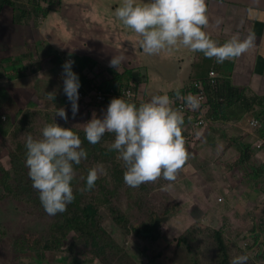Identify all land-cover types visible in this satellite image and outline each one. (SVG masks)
<instances>
[{
	"label": "rangeland",
	"instance_id": "1",
	"mask_svg": "<svg viewBox=\"0 0 264 264\" xmlns=\"http://www.w3.org/2000/svg\"><path fill=\"white\" fill-rule=\"evenodd\" d=\"M14 1L16 6L13 7H17L24 14L27 10L33 15L34 11L37 10L33 4L30 5L28 0H20L23 4L18 3V0ZM53 2L54 6L50 7L51 10L60 6L59 0H52ZM116 2L117 0H100L92 18L100 21L101 25L95 24L90 19L78 18L74 20L75 22L71 27L58 14L61 13L60 11L54 12L50 16L49 22L52 23L54 30H56L55 28L59 30V43H67L69 37L74 34L82 36L84 44L82 54L85 57H91L89 54L91 53L92 43H88L90 38H93L96 45L99 43L98 41H101V38L109 40V42L111 40L114 43V36H107L106 31H109L108 28L112 31L116 30L118 25L122 27L123 23L116 15L115 17L119 21L118 24L112 18L106 16L113 13L112 7ZM118 2L121 4L122 0ZM207 2L208 0H206ZM7 6L10 5L5 7ZM42 15L45 14L41 12L39 15L37 13L34 15L38 23L41 22L39 18ZM22 19H19L18 15H16V18H12L7 12L1 19L3 24L0 22V43L2 44L4 41L6 46L9 45V55L11 52L12 56H20V59L23 60V62H18L10 67L11 73L18 79L24 78L20 68L24 67L23 63L26 61V48L35 46V41L28 42L29 35L26 32L25 24L20 21ZM62 21L66 23V26ZM107 21L108 23H106ZM70 28H73L72 32H70ZM133 39L135 44L132 43L127 52L125 51L127 53L125 54L127 57L123 58L125 64H120V66H122L121 70L132 69L135 70V73L140 74L138 76H140L141 84L139 86L135 84L136 88L133 87V89L135 90L134 93L137 94H135V101L144 103L153 96L148 87L152 77L158 74V70L162 65L160 66V61L154 58L153 55L144 53L140 46V38L135 37ZM76 41L79 43V39ZM42 43L39 42L38 45ZM126 44L128 45V43ZM77 48L82 49L81 44ZM63 51H71L68 43L63 47ZM66 52L64 53L68 54ZM69 58L72 57H68L67 61L70 60ZM91 58L97 60L98 57ZM155 60L156 63H154ZM74 63L73 59L72 69L75 71L73 68ZM107 64L98 65L94 72L89 70L85 72V68H81L79 72L75 71L80 84L85 87L86 82L89 81L87 77L93 80L95 74H102L104 78H111L106 71L110 69ZM162 67L166 68L164 65ZM60 68L61 75L59 76L61 80L63 67L60 66ZM213 71L219 79L222 78L219 77L221 74L218 68ZM203 72L212 76V70L209 66H205ZM25 73L27 74V72ZM31 75L32 77L28 81L30 87L39 89L43 94L46 93L45 89L42 91L41 85L43 84L38 81V77H35L34 74ZM188 81H185V84ZM62 84L61 80L57 88H62ZM125 85L127 86L128 83L126 82ZM126 86L121 89V96H124L123 91ZM85 90L89 94L92 92L90 85L85 87ZM12 94H15V92H12ZM241 94L246 95L247 98L253 97L252 94L244 93V91H241ZM22 98V95L20 98L13 96V102L15 101L16 105L5 106L4 110L6 111L0 115V264H107L103 263L100 258L91 255L89 250L83 248V244H80L81 247L80 245L73 246L61 251L42 252L41 250L35 253V248L36 250L42 248L36 241L45 240L49 237L48 234L55 219L52 215L42 213L36 205V207L33 206L38 204L36 201L38 191L32 187L28 168L25 165L26 136L31 134L34 138H40L42 128L46 124H51L53 119H56V123L62 127L71 124L77 127L79 125L82 132H84L83 124L88 121L83 118L87 117L85 114L78 115L76 113L73 117L72 106L69 105V108H64V106L71 103L67 96H55L53 105L49 104V101L47 104H34L36 98L31 96L27 99L24 98L25 102ZM31 100H33V104ZM27 101L29 102L27 103ZM87 103L89 102L87 101ZM78 105L80 106L79 103ZM91 106L95 107L91 113L92 115L94 111L98 110V106L92 104ZM60 108H64L68 117L67 121L55 115ZM259 112L260 108L255 107L248 112L249 114H245L239 122H217L214 126L206 125L190 136L188 133L191 134L192 132H185L183 138L188 159L177 174L176 180L169 182L161 178L156 182L141 184L137 188H132L124 182V163L119 159L117 151L109 150V146L114 142V134L105 133L101 141L95 145L88 144L86 139L81 136V146L87 152V159H83L79 165H73L75 172V177L71 182L75 197L73 203L78 206H85L86 204L98 206L104 227L118 241L122 249L138 264L148 263L153 255H162L167 264H173L179 250L177 239L189 232L198 233L201 241V260L205 264H211L212 252L217 250L213 233L216 230H222L226 238L233 242L232 244L240 246V251L235 248L232 249V258L248 253L257 259L258 254H260L259 247L261 251L264 250V171H262L259 180L258 178L253 180H256V184H261V189H259L260 187H254L253 181L249 184L250 180L247 181V184L248 187L250 185L251 187L244 193L232 192L229 188L232 189L236 187L235 184L244 182L245 171L243 169L251 174L252 170L259 171L264 166V147L259 149L261 141L256 142L258 140V130L251 126V120L254 119H257L261 124ZM95 113L98 118L102 119L106 111ZM3 129L5 132L2 131ZM237 141L252 146L255 145L253 147L256 152L254 151L255 153L251 154L250 160L244 165L239 162L241 153L238 150ZM218 143H223L224 147L234 146L236 153L228 159L221 157L217 151ZM256 143L257 146L259 145L258 147H256ZM225 155L227 154L225 153ZM190 163L196 164L197 175L190 172L189 181L186 179L184 170ZM94 166H102L104 169L103 174L99 175L92 189L81 191V189L86 188L88 171ZM3 169L10 173L11 189L8 191L2 184L5 174ZM218 180L220 184H217ZM193 183L196 186H193ZM254 190L257 192L254 193ZM236 191L239 190L236 189ZM258 191H261V194ZM239 194L244 196V203L228 202L232 196H238ZM246 195L248 197H245ZM202 198L206 200L204 201ZM250 198L255 201V204L248 203L251 200ZM112 204H118L124 212L131 214L132 221L126 230L122 229L116 222L115 216L111 212ZM145 206H148V208ZM157 208H161L170 215L166 220H163L161 225L162 241L153 243L143 240L136 234L135 220L136 222H142L144 220V217L141 216L144 213L143 210L150 211L152 209L151 211H154ZM69 241L73 242L71 237ZM42 254L41 261H38V258L35 257Z\"/></svg>",
	"mask_w": 264,
	"mask_h": 264
},
{
	"label": "clouds",
	"instance_id": "2",
	"mask_svg": "<svg viewBox=\"0 0 264 264\" xmlns=\"http://www.w3.org/2000/svg\"><path fill=\"white\" fill-rule=\"evenodd\" d=\"M115 15L141 38L140 46L147 55L183 46L223 63L240 57L255 46L256 35L252 32L244 36L234 34L222 44L213 40L204 30L208 25L206 0H122ZM72 63L69 60L62 65V78L74 117L78 111L80 82L72 71ZM120 64L121 57L113 56L109 66L119 70ZM175 96L181 99L179 90ZM89 99L94 98L89 96ZM182 99L192 110L199 107L198 98L190 93ZM172 105L167 94H154L139 106L123 96L113 98L102 119L93 112L92 118L83 124L85 138L95 145L105 133L114 134L109 150L118 152L125 166L124 182L132 188L161 178L175 181L188 153L182 135L184 116ZM55 115L65 121L68 119L64 108L58 109ZM72 129L54 122L42 128L40 138L27 134L25 139V165L32 187L39 192L45 212L52 216L65 212L67 205L74 200L71 187L75 177L73 165L87 159L82 141ZM103 171L102 166L90 168L86 188L81 191L92 189ZM248 260L247 254H241L234 256L230 264H247Z\"/></svg>",
	"mask_w": 264,
	"mask_h": 264
},
{
	"label": "crops",
	"instance_id": "3",
	"mask_svg": "<svg viewBox=\"0 0 264 264\" xmlns=\"http://www.w3.org/2000/svg\"><path fill=\"white\" fill-rule=\"evenodd\" d=\"M28 1L30 5L33 4L37 9L36 11H34L33 15L30 14L27 10V12L25 11L24 14L23 11L19 10L17 7L14 8L11 5V7L7 6L0 10V22L7 12H9L12 18H16V15H18L19 19L25 18L20 21L25 24L26 32L29 35L27 38L29 40L28 42L35 41V46H28L25 51L26 61L25 63H23L24 67L20 68L21 73H23V79L15 78L10 69V67H12L14 64H17L18 62L21 63L23 62V60L20 59V56H12L11 52L9 55V45L6 46L4 41L2 44L0 43V67H2L0 69V115L6 111L4 110L5 106L9 107L11 104L16 105L15 101L13 102V96H15L16 98H20V96L22 95V100L24 102L26 101L24 100V98L27 99L29 96H31L36 98V100L34 99V104H47L49 101V104L51 105L54 104L55 96L66 97V94L64 92V83L62 84V88H57L60 85L61 80L63 82V78L60 80L59 76L61 75L60 66L62 67V64H64L67 61L68 57H70L71 55L76 54L85 57L82 54L84 44L82 40L83 38H81L82 36L80 37L78 34H74L70 36L67 41L68 47L70 46L71 51H63V47L67 43H59V30L57 28H55L56 30H54L53 26L51 25L52 23L49 22V20L51 19L50 16L54 12L60 11L61 13L58 14H60L61 17L66 20V23L71 27L75 22L74 20L78 18H83L84 20L90 19L92 22L94 21L95 24L101 25L100 21L94 20L92 18V15L95 14L97 5L99 4L100 0H59L60 6H58L54 10L50 9L51 6H54V2H51L52 0H49L47 2L45 1L42 4H36L35 0ZM118 1L120 0H117L116 4H114V6L112 7L113 13L106 16L112 18V20L117 24L119 21L115 17V10L117 7H119L120 2ZM17 2L23 4V2L20 0H18ZM41 12H43L45 15H42L41 18H39L41 19V22L38 23V20L34 15L36 13L37 15H39ZM207 16L208 25L204 30L213 40L222 44L230 39L234 34H240L241 36H244L249 32H252L256 35L255 46L250 48L240 57L234 58L232 60H227L223 63H217L215 58H206L203 53L192 52L191 50L183 46L162 50L159 54L153 56L158 61H160V66L164 65L166 68L161 66V68L158 70V74L152 77L151 83L148 87L151 94H167L173 101L172 106L177 109V105L180 102H184L182 99L184 96L188 95L189 93L192 95L194 94L192 92H189L186 95L181 94V99L178 100L175 96L176 90H179L180 92L187 90L188 92L189 88L194 86L199 87L204 80L218 79V76H209L203 72L205 70V66H209L212 71L218 68L221 74L219 77H222V79H231L233 86L238 90L244 91V93L247 92L248 94H252V96L256 95L259 97H263L264 0H208ZM217 21H219V23H217ZM1 23L3 24V21ZM62 23L66 26L65 22L62 21ZM106 23H108V21ZM108 29L109 31H106L105 29L106 34L107 36H114V43H112L111 40L109 42V40L100 37L101 41H98L99 43H97L96 45L93 38H90V40H88V43L91 42L92 45L90 47L91 53L89 55L91 57H98L97 60H95L99 62V66H101L102 64L105 65L107 63V65H109L113 56L121 57V65H124L125 61L123 58L127 57L125 55L127 54V49L132 43L135 44L133 38L140 37L125 25H123L122 27L118 25V29L113 31L110 28ZM72 31L73 28H70V32ZM77 39H79V43L76 41ZM37 42L43 43L38 45ZM126 43H128V45ZM80 44L82 46V49L77 48V46ZM117 44L122 46H117ZM64 52L68 54H65ZM96 52L98 53V56ZM161 61H163V63H161ZM156 62L157 61L155 60L154 63ZM87 70L88 69L85 68V72H87ZM72 71L76 73L73 69ZM25 72H27V74ZM31 74H34L35 77H38V81L42 82V91L45 89L46 93L43 94L39 89L30 87L28 81L32 77ZM185 81L188 82L185 84ZM54 85H56V87H54ZM12 92H15V94H12ZM49 93L53 94L49 95ZM28 102L29 101H27V103ZM31 102L33 103V100H31ZM135 104L139 106L142 103L135 102ZM69 105L72 106L71 103H69L64 106V108H69ZM78 110V115H83L84 113H86L84 104L80 106L78 105ZM199 116H206L210 118V126H214L215 124H217V122H227L213 120V118L209 117L207 113H202ZM240 120H231L227 123L239 122ZM2 121L4 122V119H2ZM252 128L254 127L252 126ZM2 131L5 132L4 129ZM257 139L258 140L256 142L261 141V139H259L258 137ZM239 143L244 144L243 142ZM261 144L262 143H260L259 145ZM258 146L256 143V147ZM217 151L221 157H225L226 159L230 158L233 154L236 153L234 146L224 147L223 143H218ZM225 153L227 155H225ZM195 165L196 164L194 163H190L189 166H187L184 170L186 179L189 181L190 172L193 174L196 173L197 175V167H195ZM243 170L245 171V169ZM216 173L218 174V172ZM217 184H220L219 180ZM235 185L236 187H233L232 189L229 187L227 188H229V190H231L232 192L234 191L244 193L251 187V185L250 187H248L249 185L247 184L245 178L244 182L237 183ZM193 186H196V184L193 183ZM259 187V189H261V186ZM236 189H238L239 191H236ZM255 192L257 191L254 190V193ZM258 192L261 194V191ZM245 197L248 196L246 195ZM206 198L212 199L211 197ZM243 198L244 196H242V194H239L238 196H232L230 200H228V202L230 201L236 204L242 203ZM202 200L205 201L206 199L202 198ZM248 203L255 204V201L251 199ZM237 209L239 210V208Z\"/></svg>",
	"mask_w": 264,
	"mask_h": 264
},
{
	"label": "trees",
	"instance_id": "4",
	"mask_svg": "<svg viewBox=\"0 0 264 264\" xmlns=\"http://www.w3.org/2000/svg\"><path fill=\"white\" fill-rule=\"evenodd\" d=\"M43 1L47 2L49 0ZM6 5L16 6L14 0H0V10ZM71 57L75 61L73 68L78 72L81 68H87L90 72H94V69L98 65H100L99 62H97L93 58L82 57L76 54L71 55ZM121 69L122 66H120L119 70L114 67H110V69L106 70L111 78H104L102 74H95L93 80H90L87 77V80L89 81L86 82L85 87L90 85L92 89L91 93H95L99 90L111 92L114 89L115 92L120 95V91L121 89H124V87L126 86V82L128 83L126 89H133V87L136 88L135 84L137 86L141 84V81L139 79L140 76H138L140 74L135 73V70ZM85 87L80 84L79 88L85 90ZM133 91L135 90L133 89ZM189 92H192L194 96H198L202 92H205L207 94V100L203 105H201L199 111L195 112L189 109V112L186 113L185 116L183 115L184 123L182 125V135H184L185 132L190 131L192 132L191 134L188 133V135L190 136L193 135L196 130H199L198 128L194 127V125L191 124L190 121L192 120L193 122L197 120L199 118V115L202 113H207V115L209 117H212L213 120L228 122L231 120H240L245 114H249L248 112L250 110H253L255 107H259L261 124L256 119L258 122V127L255 129L258 130L257 137L261 139L262 144L260 148L264 147V96L259 97L255 95L253 97L247 98L246 95H242L241 91L233 86L232 80L229 78L207 79L202 81V84L199 87L194 86L189 88L188 92L187 90H185L180 93L186 95ZM134 94H136V92ZM87 101L89 103H87L86 105V101L85 103H79L80 105L84 104L86 108V113L84 114L87 117L84 118L85 121H89L90 118H92L91 113L95 109V107L91 106V104L94 106H98V110L94 111L98 114V112L106 111L110 103L109 102L106 105H100L95 101V99H89ZM133 103L135 104V101H133ZM181 104L182 102L177 105V109ZM51 122H56V119L51 120ZM65 128H73L72 130L79 135L80 139L81 136L85 138V133L80 131L81 126L78 125L77 127L71 124L66 125ZM87 143L90 144L88 141ZM236 143L238 150L241 153L239 162L244 165L250 160L251 156L256 151L250 144H240L238 141ZM3 171L5 174L4 179H2V184L8 191L11 189L10 173L9 171H5L4 169ZM262 171H264V166H262L259 171L252 170L251 174H249L250 172L245 170L246 174L244 178L246 181L250 180L248 183H251V181L256 178H258L259 180V177L263 173ZM255 182L256 180L253 181L254 187L258 188L259 186H261L260 183L256 184ZM36 194L38 196V198H36L38 204L32 205H36L42 213L47 214L39 199V192ZM145 207L148 208V206ZM98 208L99 207L95 204L78 206L72 201L67 205V210L65 212L58 213L53 216L55 220L51 225L50 233L48 234L49 237L45 240L42 239L36 241V243L40 244L42 248L38 250H36L35 248V253H38L37 251L41 250L42 252L61 251L64 249H68L69 247L79 246L80 244H83V248L89 250L91 255H93L95 258H100L103 263L138 264L126 251L122 249L118 241L104 227L102 216H100V210ZM151 210L142 211L144 212L141 215L142 217H144V220L142 222H136L135 220V232L143 240L151 241L153 243H159L163 239L161 225L163 223V220H166V218H168L170 214L162 210L161 208L154 209V211ZM111 212L114 214L116 222L119 224V226L122 229L126 230L129 227L130 222L132 221L131 214L124 212L118 204H112ZM213 233L215 236V241L217 243V250L212 252L211 264H230V260L232 259V249L235 248L236 250L240 251V246L232 244L233 242L229 241L226 238L222 230H216ZM70 237L73 242L69 241ZM177 245H179L178 255L177 258L173 260V264H205L201 260V241L197 232H189L185 236L178 238ZM259 250L260 254H258L257 259L255 256H251L247 253V255L249 256L247 264H264V250L261 251L260 247ZM42 256L43 254L35 258H38V261H41ZM145 264L167 263L163 260L162 255H153L150 257V261Z\"/></svg>",
	"mask_w": 264,
	"mask_h": 264
},
{
	"label": "built area",
	"instance_id": "5",
	"mask_svg": "<svg viewBox=\"0 0 264 264\" xmlns=\"http://www.w3.org/2000/svg\"><path fill=\"white\" fill-rule=\"evenodd\" d=\"M35 2H36V4H38V3L42 4L45 1L35 0ZM69 59L71 61H73L72 58H69ZM211 75L216 76L215 71H212ZM129 93L131 94L130 97L128 96ZM78 94H79L78 101L88 100V97L91 96L99 104H107L111 101V99L121 97V95H118V93H116L114 89L111 92L99 90L92 95H90L86 91L84 92V90H82V89H78ZM123 95H124L123 97H125L126 99H129V102L133 103V101L135 99V94H134L133 89H125L123 91ZM195 97H197L199 100V107L197 109L192 110V109L188 108L184 102H182V104L178 107V110H180L184 116L186 115V113L189 112V109L192 111H195V112L199 111L201 108V105H203L207 100V94L205 92H202L201 94H199L198 96H195ZM210 121H211V119L206 117V116H199V118L197 120H195L193 122L191 120L190 123L193 124L194 127L199 129V128L205 127L206 125H209ZM251 126L256 128L258 126L257 120L251 121ZM259 148H260V146H259Z\"/></svg>",
	"mask_w": 264,
	"mask_h": 264
}]
</instances>
